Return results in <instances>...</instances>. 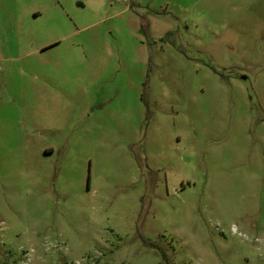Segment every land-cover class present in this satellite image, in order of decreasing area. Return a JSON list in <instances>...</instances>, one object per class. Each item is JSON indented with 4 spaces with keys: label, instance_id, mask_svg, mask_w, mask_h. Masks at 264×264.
I'll return each mask as SVG.
<instances>
[{
    "label": "rangeland",
    "instance_id": "1",
    "mask_svg": "<svg viewBox=\"0 0 264 264\" xmlns=\"http://www.w3.org/2000/svg\"><path fill=\"white\" fill-rule=\"evenodd\" d=\"M0 264H264V0H0Z\"/></svg>",
    "mask_w": 264,
    "mask_h": 264
}]
</instances>
